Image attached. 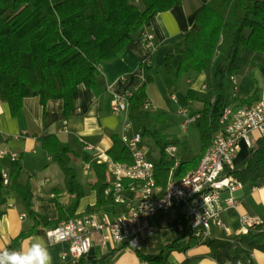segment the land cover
Returning <instances> with one entry per match:
<instances>
[{"label": "trees", "instance_id": "1", "mask_svg": "<svg viewBox=\"0 0 264 264\" xmlns=\"http://www.w3.org/2000/svg\"><path fill=\"white\" fill-rule=\"evenodd\" d=\"M134 1L0 0V102L7 103L15 117L21 111L25 97L38 96L42 105L48 100L61 99L67 117L79 85L97 88L99 64L116 59L132 43L130 35L141 28L146 30L154 15L181 4V0H142L144 10L141 11ZM195 24L197 29L187 31L184 41L175 46L174 53L180 56L177 70L173 71L171 67L172 55L166 56L164 68L175 85L189 72H204L219 57L210 93L189 90L186 95L187 101L202 104L195 112L199 117L194 122L200 131L199 153L189 162L176 164L175 159L166 154V148L175 145L176 139L165 137L155 128L141 127L142 136L151 138L159 151V159L154 163V178L156 185L162 188L170 177L178 179L193 170L210 145L219 113L226 105L224 81L239 71L242 64L240 49L264 55V0H209L197 13ZM260 68L264 72V66ZM148 82L149 79L128 96L130 122L157 120L145 109ZM256 97L257 91L240 104L252 105ZM37 140L64 175L65 189L73 196L70 210L74 214L84 192L70 166L72 151L55 135ZM106 154L118 163L131 165L133 162L127 147L117 136H112V147ZM88 164L94 175L91 189L95 192L96 203L84 214L113 205L111 198L104 194L108 187L105 166L92 161ZM21 170V157H16L10 166L8 186L34 219L36 228L39 215L32 210L29 187L18 183ZM255 174L264 182L263 138L250 150L240 169L231 171V175L242 183ZM1 182L0 165V186ZM4 202L0 195V205ZM73 214L71 219L84 215ZM188 234L185 230L179 240L161 245L157 255L134 252L143 261L163 263L164 254L166 258L170 252L180 250V240ZM208 246L213 254L219 248L226 249L233 264H248L236 250L245 246L264 253L263 225L254 226L247 234L235 236L231 241L212 240ZM73 264H88V261L81 257Z\"/></svg>", "mask_w": 264, "mask_h": 264}, {"label": "crops", "instance_id": "2", "mask_svg": "<svg viewBox=\"0 0 264 264\" xmlns=\"http://www.w3.org/2000/svg\"><path fill=\"white\" fill-rule=\"evenodd\" d=\"M208 1L181 0L179 6L154 15L146 31L154 36L152 46L146 47L140 38L138 42L128 44L113 61L99 64L97 88L79 85L67 117L61 99L48 100L42 105L38 96L25 97L22 100V109L15 117L11 115L8 104L0 102V152L4 153L0 158L2 177L6 175L9 179L11 155L21 157L22 170L18 183L29 187L32 210L39 215V221L34 228V219L27 214L17 195L9 188V184L4 185L1 182L0 195L5 202L0 205V252L26 251L35 242L33 238L40 237L48 247L53 264L76 262L77 259L69 255L66 243L50 244L46 237V231L71 219L73 196L65 189L64 175L59 166L42 149L37 138L55 135L71 149L70 166L75 170L76 180L84 192L73 215L84 214L87 208L93 209L96 203L95 192L91 189L94 175L88 162H94L93 158L99 153L106 154L112 147V136L120 138L124 134L130 136L137 132L131 126L132 122L126 113L112 111V103L117 97L132 95L149 79L145 92L148 105L146 110L150 113L169 114L170 107L178 103L180 98L184 99L186 107L179 109L178 114L183 110L189 111V108L195 114L202 108V104L197 101H187L186 95L189 90L199 92L202 87L211 89L219 57L204 72H189L175 85L172 84L164 65L166 56L172 55L171 67L173 71L177 70L180 56L174 53L175 46L184 41L187 31L197 29L196 15ZM237 73L239 71L228 76L233 87L231 97H227V85L224 81L226 105H241L240 101L247 99L255 91L257 97L253 104L264 103V88H261L256 78L248 93L241 95V83ZM64 122L66 132L62 130ZM128 124L130 128L126 130ZM249 138L251 148L243 142L240 143V150L234 159V170L240 169L250 150L262 139L257 132L250 133ZM80 139L92 145L95 150L87 151ZM235 199L236 207L222 212L224 224L232 232H236L240 228V217L246 215L264 228V182L258 174L243 183L242 189L235 194ZM98 211L112 217L123 209L107 205ZM176 218L180 220V214ZM177 220L169 213L158 212L151 220L154 232L142 241L139 251L143 255H157L161 245H169L179 240L182 233ZM212 234V238L203 244L181 239L180 250L170 252L166 258L164 254L163 263L143 261L133 250L125 247L102 249L97 243L92 247L93 257L87 261L88 264H233L226 249L219 248L213 254L208 243L212 240L231 241L235 236L227 235L218 228H214ZM20 235L23 238L19 239ZM236 252L248 264H264L262 252L245 246Z\"/></svg>", "mask_w": 264, "mask_h": 264}, {"label": "built area", "instance_id": "3", "mask_svg": "<svg viewBox=\"0 0 264 264\" xmlns=\"http://www.w3.org/2000/svg\"><path fill=\"white\" fill-rule=\"evenodd\" d=\"M148 48L152 46L154 36L144 32L140 37ZM207 88L202 87L200 91ZM145 104V109L147 108ZM128 95L117 97L112 103L114 113H126ZM187 115L183 110L179 113ZM199 116L193 114L185 120L182 127L193 124ZM126 125L125 129H129ZM66 132V122L63 123ZM257 132L264 139V103L252 105H225L217 119V129L211 137L208 148L204 151L197 166L178 179L169 178L167 185L157 186L154 178V163L146 159L145 145L140 133L122 135L121 141L127 147L132 164L113 161L104 153L97 154L93 160L106 168L108 187L104 194L110 197L113 205L121 207L122 212L110 217L105 212L94 211L80 217L69 219L53 229L46 231L50 244L66 243L68 253L75 259L87 257L94 243L102 249L125 247L139 250L144 239L154 229L151 220L158 213H169L177 220L181 233L188 231L186 240L203 244L212 238L214 228L221 229L227 235L241 236L256 225L254 219L241 216L240 228L232 232L222 220V212L235 208V194L243 183L231 175L234 159L243 142L251 148L249 135ZM87 151L95 148L80 139ZM175 145L166 148V154L173 157ZM4 156L0 152V158ZM16 159L11 155V161ZM4 185L9 184L6 175L2 177ZM145 264V263H143Z\"/></svg>", "mask_w": 264, "mask_h": 264}, {"label": "rangeland", "instance_id": "4", "mask_svg": "<svg viewBox=\"0 0 264 264\" xmlns=\"http://www.w3.org/2000/svg\"><path fill=\"white\" fill-rule=\"evenodd\" d=\"M134 4L140 10L144 7L142 0H135ZM147 29L145 30V32L147 31ZM239 56L242 59V65L239 73L237 74L238 80L240 79L241 83V95H245L248 93L252 81L255 80L254 78H256V80L260 82V85L262 86L261 88H264L263 71L260 68L264 66V55L240 49ZM225 82L227 85V97H231L233 87L230 83L229 77L226 78ZM207 91L210 93L211 89L208 88L204 92ZM183 107H186L185 101L184 99L182 100L180 98L178 100V103L170 107L169 114L158 113L157 115H155L157 120H142L138 122H132L131 124V126L134 127V129L140 134L141 127L148 129L155 128L156 130L164 134L165 137L175 138V146L177 149L175 155L173 156L175 162L191 161L199 153L201 145L200 131L194 123L182 127L185 120L193 115V111H191L190 108L189 111H187L186 116L179 115L178 110ZM143 144L145 145L146 159L150 162L156 163L159 159V151L151 138L147 136L143 137Z\"/></svg>", "mask_w": 264, "mask_h": 264}, {"label": "clouds", "instance_id": "5", "mask_svg": "<svg viewBox=\"0 0 264 264\" xmlns=\"http://www.w3.org/2000/svg\"><path fill=\"white\" fill-rule=\"evenodd\" d=\"M26 251L0 252V264H53V258L42 238L34 237Z\"/></svg>", "mask_w": 264, "mask_h": 264}, {"label": "water", "instance_id": "6", "mask_svg": "<svg viewBox=\"0 0 264 264\" xmlns=\"http://www.w3.org/2000/svg\"><path fill=\"white\" fill-rule=\"evenodd\" d=\"M143 32H144V28H141L137 33L131 34L130 36L132 42H138ZM92 257H93V251L91 249L87 255V260H90Z\"/></svg>", "mask_w": 264, "mask_h": 264}]
</instances>
